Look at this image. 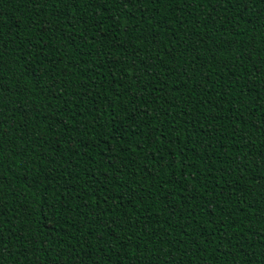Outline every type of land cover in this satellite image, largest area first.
<instances>
[{
  "label": "trees",
  "instance_id": "trees-1",
  "mask_svg": "<svg viewBox=\"0 0 264 264\" xmlns=\"http://www.w3.org/2000/svg\"><path fill=\"white\" fill-rule=\"evenodd\" d=\"M57 3L0 0V264H264V0Z\"/></svg>",
  "mask_w": 264,
  "mask_h": 264
},
{
  "label": "snow or ice",
  "instance_id": "snow-or-ice-1",
  "mask_svg": "<svg viewBox=\"0 0 264 264\" xmlns=\"http://www.w3.org/2000/svg\"><path fill=\"white\" fill-rule=\"evenodd\" d=\"M77 3H78V0H59V3H57V5H56L57 9H59V10L56 11L55 14L58 17H63L66 15L65 9H69V8L75 9ZM60 4H63L64 8H60ZM71 19H73V20L77 19L75 11L72 12ZM85 23H86V21H85ZM161 135H163V134H161Z\"/></svg>",
  "mask_w": 264,
  "mask_h": 264
}]
</instances>
